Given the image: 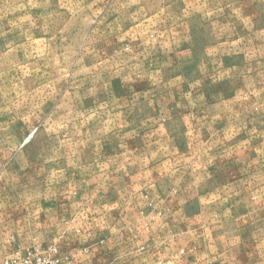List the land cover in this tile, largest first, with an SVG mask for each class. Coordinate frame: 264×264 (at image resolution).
Here are the masks:
<instances>
[{"label":"rangeland","instance_id":"1","mask_svg":"<svg viewBox=\"0 0 264 264\" xmlns=\"http://www.w3.org/2000/svg\"><path fill=\"white\" fill-rule=\"evenodd\" d=\"M0 264H264V0H0Z\"/></svg>","mask_w":264,"mask_h":264},{"label":"crops","instance_id":"2","mask_svg":"<svg viewBox=\"0 0 264 264\" xmlns=\"http://www.w3.org/2000/svg\"><path fill=\"white\" fill-rule=\"evenodd\" d=\"M230 225H235V223L232 222Z\"/></svg>","mask_w":264,"mask_h":264}]
</instances>
